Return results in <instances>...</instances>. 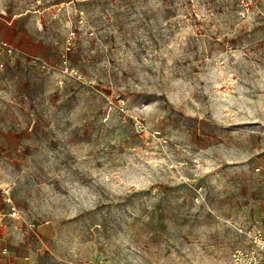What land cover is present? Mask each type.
I'll return each instance as SVG.
<instances>
[{
    "label": "rangeland",
    "instance_id": "374dc122",
    "mask_svg": "<svg viewBox=\"0 0 264 264\" xmlns=\"http://www.w3.org/2000/svg\"><path fill=\"white\" fill-rule=\"evenodd\" d=\"M0 15L1 222L30 227L38 264H231L253 247L264 0H0Z\"/></svg>",
    "mask_w": 264,
    "mask_h": 264
},
{
    "label": "crops",
    "instance_id": "0c3cea01",
    "mask_svg": "<svg viewBox=\"0 0 264 264\" xmlns=\"http://www.w3.org/2000/svg\"><path fill=\"white\" fill-rule=\"evenodd\" d=\"M10 21L0 15V28L6 29ZM39 238L40 231L34 232ZM30 227L21 219L6 217L0 225V264H38L37 250L29 242ZM2 247H6L2 251Z\"/></svg>",
    "mask_w": 264,
    "mask_h": 264
},
{
    "label": "built area",
    "instance_id": "2783aa9c",
    "mask_svg": "<svg viewBox=\"0 0 264 264\" xmlns=\"http://www.w3.org/2000/svg\"><path fill=\"white\" fill-rule=\"evenodd\" d=\"M1 49L2 45L0 44V51ZM4 216L5 214H0V225ZM249 240L253 247L250 250L235 249L231 254V264H264V230L256 229L253 233H249ZM5 249L6 247H2V251Z\"/></svg>",
    "mask_w": 264,
    "mask_h": 264
}]
</instances>
